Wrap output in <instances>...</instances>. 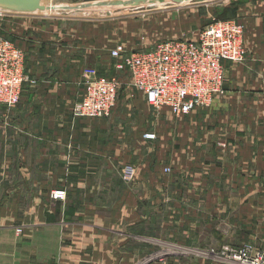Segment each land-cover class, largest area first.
Returning a JSON list of instances; mask_svg holds the SVG:
<instances>
[{
  "label": "crops",
  "instance_id": "crops-1",
  "mask_svg": "<svg viewBox=\"0 0 264 264\" xmlns=\"http://www.w3.org/2000/svg\"><path fill=\"white\" fill-rule=\"evenodd\" d=\"M25 15L0 17L32 80L0 104V172L23 186L0 183V264H163L146 253L167 238L180 255L164 264H228L206 253L264 245V0L235 4L246 59L225 64L208 106L170 120L168 142L144 138L151 106L131 87L108 116H73L87 77L113 72V46Z\"/></svg>",
  "mask_w": 264,
  "mask_h": 264
},
{
  "label": "built area",
  "instance_id": "built-area-1",
  "mask_svg": "<svg viewBox=\"0 0 264 264\" xmlns=\"http://www.w3.org/2000/svg\"><path fill=\"white\" fill-rule=\"evenodd\" d=\"M244 26L235 18H213L196 39H169L150 47L128 50L122 44L109 51L113 72L87 79L83 92L73 103L77 117L102 118L115 105L122 76L141 92L154 109H168L175 116L188 115L197 107L208 106L223 93L226 63L245 58ZM24 53L9 40L0 43V104L19 102L24 74ZM153 140L155 133L146 132ZM169 171L168 168L165 169ZM55 201L64 200L66 191L50 193ZM264 219V208H263ZM222 257L237 264H264V247L252 242L234 248L224 246Z\"/></svg>",
  "mask_w": 264,
  "mask_h": 264
},
{
  "label": "rangeland",
  "instance_id": "rangeland-1",
  "mask_svg": "<svg viewBox=\"0 0 264 264\" xmlns=\"http://www.w3.org/2000/svg\"><path fill=\"white\" fill-rule=\"evenodd\" d=\"M155 1V4L144 6L143 0H42L43 6L53 5L54 9L37 11L25 16L32 19H40L44 22H65L67 27L72 26L70 30H72L73 33L81 35L82 39L90 40L96 38L99 46L107 42L113 46L110 48V50L116 47L118 44L124 45L128 50H137L138 48L150 47L154 43L169 39H196L200 31L204 29L213 18H234L231 17L232 12L234 10L235 4L239 0ZM99 3L107 4L109 8L106 10L105 8L96 5L95 7L87 8L91 4ZM62 7L65 8L62 9ZM82 8L85 9L82 10ZM0 11V17L15 13L5 12L1 9ZM7 35L8 34L6 32H2V35H0V43L2 41L9 40L14 43L16 47L22 49L19 44L12 41L11 37ZM23 53L25 55L23 71L24 74L29 78V75L25 71L26 53L24 50ZM246 54L247 53H245V58L243 61L246 59ZM243 61L238 63H242ZM96 76L97 75L92 74L91 76H88L87 79ZM121 79L123 84H121L117 93L116 99L118 101L125 100L126 92L131 90V86L128 84L127 79L123 76ZM31 81L32 80L29 78V81L23 82L22 89L25 83ZM143 107L146 116V131H156L158 135L165 139L169 132V122L171 119H173V117L176 118V116L165 110H157L148 107L147 105ZM166 168L169 169L168 165H165L163 169L165 173H168L169 171H166ZM32 174L40 177L37 173ZM10 176H13V173L0 172V183H2L3 186L7 185L8 183H18V177H16L17 174L14 173L13 177ZM18 186L19 188H23V186H21L19 183ZM55 189L57 188L50 189L49 196L51 191ZM165 240L163 242L169 246L162 244L160 249L158 248V250L146 253L147 263L151 262V260L158 259V262L164 264L167 263V260L170 257L180 255L179 252H176L170 247L171 243L168 238ZM255 245L264 247V245L259 243H256ZM222 249L220 252H207V259L215 263L222 261L224 259L222 257ZM188 254H190V252H188ZM198 254L200 255L201 253ZM159 259L164 260L159 261ZM226 261L228 264H235V262H229L228 260Z\"/></svg>",
  "mask_w": 264,
  "mask_h": 264
},
{
  "label": "water",
  "instance_id": "water-1",
  "mask_svg": "<svg viewBox=\"0 0 264 264\" xmlns=\"http://www.w3.org/2000/svg\"><path fill=\"white\" fill-rule=\"evenodd\" d=\"M144 6H149L155 4V0H143ZM155 1V2H154ZM159 1V0H158ZM126 3V2H125ZM101 6L106 10L109 8L107 4H91L87 8ZM65 7H62V9ZM0 9L5 12H15V13H35L37 11L52 10L54 9L53 5H42V0H0ZM85 8H82L84 10ZM77 10V9H72Z\"/></svg>",
  "mask_w": 264,
  "mask_h": 264
}]
</instances>
